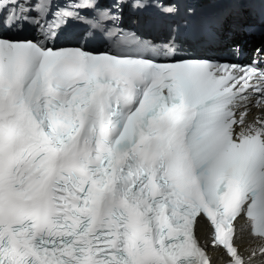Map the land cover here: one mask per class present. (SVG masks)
Listing matches in <instances>:
<instances>
[{
	"label": "snow or ice",
	"instance_id": "obj_1",
	"mask_svg": "<svg viewBox=\"0 0 264 264\" xmlns=\"http://www.w3.org/2000/svg\"><path fill=\"white\" fill-rule=\"evenodd\" d=\"M199 3L264 26V0H0V264H212L200 225L226 264H264V68L139 18Z\"/></svg>",
	"mask_w": 264,
	"mask_h": 264
},
{
	"label": "bare ground",
	"instance_id": "obj_2",
	"mask_svg": "<svg viewBox=\"0 0 264 264\" xmlns=\"http://www.w3.org/2000/svg\"><path fill=\"white\" fill-rule=\"evenodd\" d=\"M240 13H241V15H238V16H236V15H230L229 16V19L227 20V21H224L223 22V24H236V25H238L239 26V28H240V32H241V35H240V33H238V29H233V30H235V32H232V37H234V38H231L233 41H236V44H238V38H239V36H237V35H240V38L239 39H242V41H240V43L238 44V45H236V46H241V49L243 50V51H250V47L254 44V43H256L257 42V40H258V38H259V42L256 44V46L255 47H258L261 43H262V39H261V35H258V36H255L254 34H249V35H247L246 33H244V31H242L241 30V25L242 24H245V23H247V22H250L251 24H255V23H253V18H251V17H249L248 16V10L247 9H241L240 10ZM255 15V18H256V16H257V13H255L254 14ZM254 18V19H255ZM143 19H145V16H142V22H143ZM244 19H248V21H245ZM130 19L128 18V17H126L125 16V23L127 22V21H129ZM244 21V22H243ZM130 23H131V20H130ZM171 24H173L172 22H171ZM166 29L164 28V27H159L158 28V35L159 36H162V37H164V31H165ZM214 30L216 31V32H218V30L216 29V28H214ZM222 30L223 31H231L232 30V28H230V27H226V28H222ZM167 31V30H166ZM164 32V33H163ZM221 36L222 37H226L227 35L226 34H224L223 35V33H221ZM235 36H237V37H235ZM248 36H249V38H248ZM231 39H229L228 41H231ZM245 39V41H243ZM228 41H226V45H229V43H228ZM249 41H251V43H246V42H249ZM183 45H185L184 44V41H183ZM233 45V44H232ZM222 47H223V45H219L217 48H216V50H224V49H222ZM254 47V48H255ZM262 48L264 49V46H262ZM235 52H237V51H235ZM245 57V56H244ZM244 57H243V59H244ZM256 109L255 108H251V110H250V114H249V119H252L253 118V116H254V114L256 113ZM201 226V225H200ZM248 242H249V237H248V235H247V233H244L242 236H240V237H238L237 238V240H236V243H237V245H238V248H239V250H240V252H241V254L242 255H244V256H247L248 255V252L246 251V248L248 247ZM210 253H212L213 254V258H214V256L215 255H221V256H223V252H222V250L220 249V248H217V249H213L212 247H210Z\"/></svg>",
	"mask_w": 264,
	"mask_h": 264
},
{
	"label": "rangeland",
	"instance_id": "obj_3",
	"mask_svg": "<svg viewBox=\"0 0 264 264\" xmlns=\"http://www.w3.org/2000/svg\"><path fill=\"white\" fill-rule=\"evenodd\" d=\"M244 22V21H243ZM232 32H235V30H231ZM238 33H241L240 31H238ZM166 34V33H165ZM234 38V37H233ZM240 39L238 38V44L240 43ZM259 42V38H258V40H257V42L256 43H254L251 47H250V50H253L254 49V47L256 46V44ZM246 43H251V41H249V42H246ZM231 44H234L233 42L231 43ZM222 49H224L223 47H222Z\"/></svg>",
	"mask_w": 264,
	"mask_h": 264
}]
</instances>
